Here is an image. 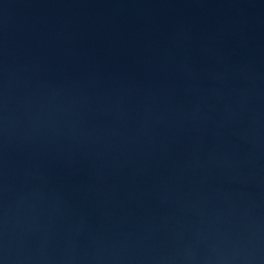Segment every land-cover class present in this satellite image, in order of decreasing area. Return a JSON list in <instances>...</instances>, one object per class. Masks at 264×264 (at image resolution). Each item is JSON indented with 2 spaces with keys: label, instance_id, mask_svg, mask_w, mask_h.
I'll return each instance as SVG.
<instances>
[{
  "label": "water",
  "instance_id": "95a60500",
  "mask_svg": "<svg viewBox=\"0 0 264 264\" xmlns=\"http://www.w3.org/2000/svg\"><path fill=\"white\" fill-rule=\"evenodd\" d=\"M0 264H264V0H0Z\"/></svg>",
  "mask_w": 264,
  "mask_h": 264
}]
</instances>
